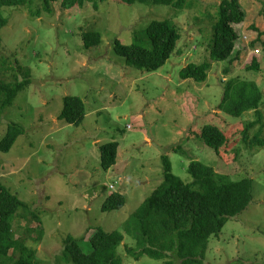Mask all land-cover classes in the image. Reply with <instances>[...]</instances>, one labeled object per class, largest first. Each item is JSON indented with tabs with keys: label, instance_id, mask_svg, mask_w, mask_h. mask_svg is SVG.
Returning a JSON list of instances; mask_svg holds the SVG:
<instances>
[{
	"label": "rangeland",
	"instance_id": "374dc122",
	"mask_svg": "<svg viewBox=\"0 0 264 264\" xmlns=\"http://www.w3.org/2000/svg\"><path fill=\"white\" fill-rule=\"evenodd\" d=\"M46 1L50 11L44 0L1 8L8 22L0 28V57L6 59L0 63V78L22 79L18 66L27 68L30 78L0 113V139L11 123L24 129L9 151H0V183L31 208L15 214V237L35 249L40 264H71L62 256L64 239L76 238L88 252V238L100 227L123 234L117 248L122 264H164L129 255L127 247L135 246V240L125 222L163 180L165 155L184 183L192 182L187 171L192 160L213 167L224 179H251L252 200L208 238L203 263L263 264L264 0H240L245 18L236 25L235 50L238 46L241 53L230 62H212L202 82L179 73L188 63L210 61L207 42L221 0H183L180 7L96 0L97 6L85 2L69 9L62 0ZM165 18L180 27L181 37L162 66L135 68L114 52L115 38L144 44L141 30ZM88 30L101 33L99 45L85 48L82 33ZM253 58L258 70L248 67ZM232 77L254 80L262 93L261 122L247 129L256 120L252 110L232 116L218 108L225 80ZM68 95L84 101L79 125L58 117ZM205 124L227 136L219 153L199 135ZM109 141L118 142L117 159L104 169L99 145ZM112 192L123 194L125 202L103 211Z\"/></svg>",
	"mask_w": 264,
	"mask_h": 264
},
{
	"label": "trees",
	"instance_id": "16d2710c",
	"mask_svg": "<svg viewBox=\"0 0 264 264\" xmlns=\"http://www.w3.org/2000/svg\"><path fill=\"white\" fill-rule=\"evenodd\" d=\"M120 1L127 4L141 2L173 7H180L183 3V0ZM28 2L29 0H0V28L8 22L1 11L3 6H17ZM85 2H92L97 6L96 0H62L61 6L69 9L76 5L82 6ZM44 9L50 11L46 0ZM36 12L32 13L37 14ZM244 18L245 11L240 0H221L219 18L212 25L210 40L207 42L210 61L186 64L180 70V77L202 82L206 79L212 62H230L238 59L241 51L238 46L235 50L239 36L236 25L243 22ZM179 29L178 25L167 18L153 19L140 32L145 37L144 44L136 40L125 44L115 38L113 50L124 58L127 65L156 70L174 52L181 37ZM137 34H134V39ZM82 40L85 48L97 46L101 42V33L88 30L82 33ZM5 62V57H0V63L3 65ZM2 67L0 65V68ZM248 67L258 70L259 63L253 58ZM224 70L227 73V69ZM18 71L21 72L22 79L14 77L13 81H5L0 78V113L11 105L18 92L30 83L29 70L18 66ZM261 97V90L254 80L232 77L225 80L218 108L232 116H240L243 112L252 110L256 120L247 124V129L256 122H261L258 109ZM84 116L85 105L79 96L68 95L63 98V105L58 114L60 119L79 125ZM246 131H242L244 138L247 136ZM22 133V126L11 123L0 139V151H9ZM199 135L205 144L218 153L227 141L225 132L213 124H205ZM254 142L262 144L258 138ZM117 149V141L99 145L102 168L108 169L116 163ZM162 163L163 180L125 222L126 232L135 240V246L127 247V251L135 258L147 255L162 259L164 264H204L208 238L218 234L228 218L241 213L252 200L251 179H224L216 174L213 167L192 160L187 166L192 182L184 183L172 173L167 156H162ZM124 202L123 194L112 192L102 203L101 209H118ZM20 209L23 212H31L27 203L0 183V264H8L10 261L13 264H40L35 249L29 248L21 239L15 237L13 218ZM88 239L90 248L85 252L76 238L67 236L63 242V258L71 264H122L117 254V248L123 240L122 233L116 230L105 231L99 227ZM15 251L20 252L16 258L13 256Z\"/></svg>",
	"mask_w": 264,
	"mask_h": 264
},
{
	"label": "built area",
	"instance_id": "2783aa9c",
	"mask_svg": "<svg viewBox=\"0 0 264 264\" xmlns=\"http://www.w3.org/2000/svg\"><path fill=\"white\" fill-rule=\"evenodd\" d=\"M258 52V50H256V53ZM112 187V186H111Z\"/></svg>",
	"mask_w": 264,
	"mask_h": 264
},
{
	"label": "clouds",
	"instance_id": "9594fccd",
	"mask_svg": "<svg viewBox=\"0 0 264 264\" xmlns=\"http://www.w3.org/2000/svg\"><path fill=\"white\" fill-rule=\"evenodd\" d=\"M111 187V186H110Z\"/></svg>",
	"mask_w": 264,
	"mask_h": 264
}]
</instances>
